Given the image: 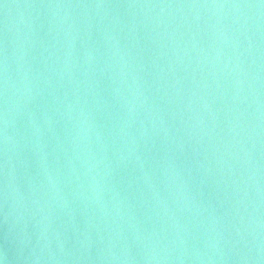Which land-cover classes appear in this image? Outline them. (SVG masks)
<instances>
[{
	"label": "water",
	"instance_id": "water-1",
	"mask_svg": "<svg viewBox=\"0 0 264 264\" xmlns=\"http://www.w3.org/2000/svg\"><path fill=\"white\" fill-rule=\"evenodd\" d=\"M0 264H264V0H0Z\"/></svg>",
	"mask_w": 264,
	"mask_h": 264
}]
</instances>
